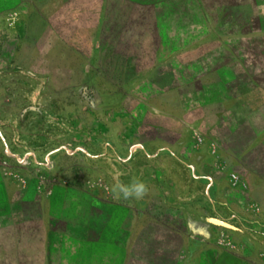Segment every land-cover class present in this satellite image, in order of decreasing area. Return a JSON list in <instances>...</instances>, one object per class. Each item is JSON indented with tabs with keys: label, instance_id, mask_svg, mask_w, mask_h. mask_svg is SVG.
I'll return each mask as SVG.
<instances>
[{
	"label": "rangeland",
	"instance_id": "obj_1",
	"mask_svg": "<svg viewBox=\"0 0 264 264\" xmlns=\"http://www.w3.org/2000/svg\"><path fill=\"white\" fill-rule=\"evenodd\" d=\"M200 219L264 238V0H0V264H196Z\"/></svg>",
	"mask_w": 264,
	"mask_h": 264
},
{
	"label": "crops",
	"instance_id": "obj_2",
	"mask_svg": "<svg viewBox=\"0 0 264 264\" xmlns=\"http://www.w3.org/2000/svg\"><path fill=\"white\" fill-rule=\"evenodd\" d=\"M217 225L213 219H200V221L195 222V227L191 228L193 229L192 232L195 234V236L198 238H202L203 241H205V249L200 245L198 250L202 253L208 252V251H214V257L211 259H206L203 261H200L196 264H264V259L262 258L264 254V238L262 235H255V234H245L243 230H235L230 231L231 235L235 237L238 241L241 242L242 246L241 249L238 248V251L228 253L224 249L216 247H212L210 245L211 242V235L213 232V226ZM194 226V225H193ZM213 227V228H212ZM217 227V226H215ZM190 236H193L192 233H190ZM192 240V239H191ZM213 248L211 250V248ZM196 250V249H195ZM197 250V252H199ZM192 251V250H191ZM194 252V251H192ZM193 263V262H192ZM191 264V263H187ZM195 264V262L193 263Z\"/></svg>",
	"mask_w": 264,
	"mask_h": 264
},
{
	"label": "clouds",
	"instance_id": "obj_3",
	"mask_svg": "<svg viewBox=\"0 0 264 264\" xmlns=\"http://www.w3.org/2000/svg\"><path fill=\"white\" fill-rule=\"evenodd\" d=\"M112 194L123 200H141L149 191L148 185L143 180L133 178L129 183L117 182L112 186Z\"/></svg>",
	"mask_w": 264,
	"mask_h": 264
}]
</instances>
